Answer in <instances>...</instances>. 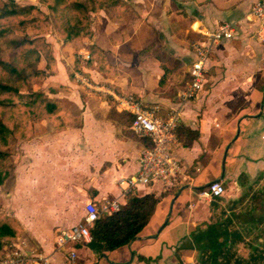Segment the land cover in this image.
<instances>
[{
	"label": "crops",
	"instance_id": "crops-1",
	"mask_svg": "<svg viewBox=\"0 0 264 264\" xmlns=\"http://www.w3.org/2000/svg\"><path fill=\"white\" fill-rule=\"evenodd\" d=\"M255 1L126 0L119 19L92 14L91 37L57 42L56 70L40 90L64 101L69 121L55 130L42 119L30 138L13 141L0 204L26 236L14 250L44 254L48 264H264V28L251 15ZM223 22L233 24V37L209 46L203 87L182 100L193 46ZM88 45L104 52L103 70L84 65ZM114 95H131L162 118L175 113L177 126L199 132L189 146L178 140L172 148L181 165L172 184L128 186L150 142L131 130L132 114ZM214 180L222 196H200ZM130 192L151 193L157 203L129 244L106 251L70 242L57 250L56 234L83 220L88 201L124 204Z\"/></svg>",
	"mask_w": 264,
	"mask_h": 264
},
{
	"label": "trees",
	"instance_id": "trees-1",
	"mask_svg": "<svg viewBox=\"0 0 264 264\" xmlns=\"http://www.w3.org/2000/svg\"><path fill=\"white\" fill-rule=\"evenodd\" d=\"M40 1L47 5L48 14L34 3L4 0L0 4V183L13 167V140L30 138L33 124L42 119L55 130L64 129L69 121L62 99L32 87L34 81L44 80L56 70L53 45L45 36L49 18L64 44H79L84 37L93 35L92 14L103 10L110 18L119 19L127 8L126 0ZM76 62L83 60L76 58ZM83 63L101 71L106 57L98 46L90 45L89 59ZM75 68H79L77 63ZM176 133L184 146L199 135L184 125H178ZM156 203L157 198L151 193H128L118 210L103 214L94 222L89 243L106 251L129 244L147 224ZM21 233L14 217L0 214V254Z\"/></svg>",
	"mask_w": 264,
	"mask_h": 264
},
{
	"label": "built area",
	"instance_id": "built-area-1",
	"mask_svg": "<svg viewBox=\"0 0 264 264\" xmlns=\"http://www.w3.org/2000/svg\"><path fill=\"white\" fill-rule=\"evenodd\" d=\"M254 20L258 21V31L264 28V0H256L250 8ZM235 28L230 22H223L214 30L205 31L206 43H196L194 47L195 60L192 62L189 73L191 80L181 91L182 100L196 96L204 83L206 71L205 61L208 58L209 46L222 39L233 37ZM264 39V37H263ZM85 82L84 79H82ZM101 90L100 87H96ZM102 91V90H101ZM119 108L132 114L130 122L131 130L137 135L147 138L149 146L144 147L139 154V169L135 177L126 180L128 186L137 182L149 184L152 181H159L165 186L172 184L181 172V165L173 156L172 148L177 144L178 137L176 127L178 119L175 113H169L165 118L156 114L154 107H146L140 100L131 95H114ZM224 193L223 184L214 180L199 193L200 196L210 200L218 198ZM121 202L117 198H105L100 206L94 201L85 204L83 220L66 229L58 232L55 236L57 250H64L68 243H87L91 240L90 229L94 222L103 214L112 213L119 209ZM68 258L73 260L75 252L70 250ZM49 258L41 253L21 250H14L0 254V264H48Z\"/></svg>",
	"mask_w": 264,
	"mask_h": 264
},
{
	"label": "rangeland",
	"instance_id": "rangeland-1",
	"mask_svg": "<svg viewBox=\"0 0 264 264\" xmlns=\"http://www.w3.org/2000/svg\"><path fill=\"white\" fill-rule=\"evenodd\" d=\"M4 0H0V4L3 2ZM18 3L20 4H26V3H34L36 4L42 11H44L45 13H49V10H48V7L45 3L41 2L40 0H16ZM47 25H48V31L45 32V36L46 38L48 39H52V42H53V50H56V51H59V47L58 46V43L57 42H61L60 41V38L58 37V35L56 34V31H55V25L54 23L52 22V20L49 18V20L47 21ZM29 33L31 34L32 33V30L31 29H28ZM90 45H88L89 47ZM42 86V82L40 81H34L32 83V87L33 89H37V90H40ZM14 141V140H13ZM13 141H12V144H11V155H12V151H13ZM15 149V148H14ZM12 157V156H11ZM10 173L11 171L4 177L3 181L0 183V194L3 192V191H6V184H4L7 180V185L9 184V181H10ZM1 198V196H0ZM0 214L1 215H6L5 212L3 211V209L1 208V204H0ZM7 216V215H6ZM26 239V236H22V233L19 234L16 239L8 242L5 246L8 248V252H12L14 251L15 248H17L16 245H14L13 243H16L17 245L19 244L20 246L23 245V239ZM17 250V249H16Z\"/></svg>",
	"mask_w": 264,
	"mask_h": 264
}]
</instances>
